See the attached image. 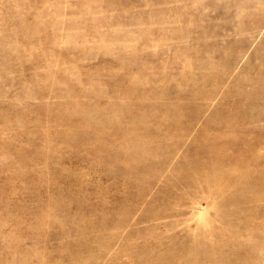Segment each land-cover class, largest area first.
I'll return each mask as SVG.
<instances>
[{
  "label": "rangeland",
  "instance_id": "1",
  "mask_svg": "<svg viewBox=\"0 0 264 264\" xmlns=\"http://www.w3.org/2000/svg\"><path fill=\"white\" fill-rule=\"evenodd\" d=\"M0 264H264V0H0Z\"/></svg>",
  "mask_w": 264,
  "mask_h": 264
}]
</instances>
